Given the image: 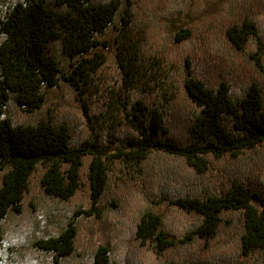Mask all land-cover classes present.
<instances>
[{"label":"trees","instance_id":"1","mask_svg":"<svg viewBox=\"0 0 264 264\" xmlns=\"http://www.w3.org/2000/svg\"><path fill=\"white\" fill-rule=\"evenodd\" d=\"M137 1L0 0V248L9 228H23L8 227L11 217L52 225L73 207L31 247L54 264H122L109 242L81 251L80 233L138 197L127 261L140 251L154 264H264V0H235L199 29L178 27L166 44L185 49L180 65L172 51L146 54L133 27ZM194 1L165 4L182 13ZM118 22L137 40L125 47L121 84L103 97L88 55ZM247 63L253 72L236 78ZM65 83L83 97L80 116L48 104ZM84 191L88 206H73ZM176 217L186 220L180 233ZM230 244L234 256L211 259L213 247Z\"/></svg>","mask_w":264,"mask_h":264},{"label":"rangeland","instance_id":"2","mask_svg":"<svg viewBox=\"0 0 264 264\" xmlns=\"http://www.w3.org/2000/svg\"><path fill=\"white\" fill-rule=\"evenodd\" d=\"M235 0H195L192 5L185 7V11L182 13H175L168 5L173 7V3L165 4V0H138L136 5V14L133 23V27L136 32H138L137 37L142 41L144 48L146 47V54L160 53V50L172 51L171 58L175 60L176 64L181 63L185 55V49H180L176 45L169 46L168 39L171 34L180 26L185 24H190L196 26L199 29L204 23H209L206 20L207 16H211L215 13L228 10L232 7ZM263 19L264 15L260 16ZM205 18V19H203ZM208 18V17H207ZM203 19V20H201ZM121 22L116 23V26L110 30L106 35L101 37V40L106 42L105 47H100V49L94 51L88 58L92 60V64H95L91 72V86L94 88V92L98 93L104 91L103 97H107L105 89H110L111 86L117 87L118 83L121 84L123 79V73L121 69V63H124L128 57V51L125 47H128L130 40H137V37L126 36L119 31L121 27ZM213 26V24H211ZM216 25V24H215ZM199 36V33L198 35ZM166 44V46H165ZM149 49V50H148ZM189 49V48H188ZM233 53V52H232ZM190 55V54H187ZM230 56L235 58V53L230 54ZM243 59L242 57L238 58ZM235 65V64H234ZM253 65L244 64L242 66L234 67V75L236 78H245L248 71L253 72ZM184 72L179 69L176 79L177 84L182 82V77ZM233 77V76H232ZM176 84V83H175ZM180 100L182 103L191 106L192 103L185 95L184 90L181 88ZM97 98L94 105L91 107L99 109L102 108L104 98ZM83 97L77 92V90L69 85L62 84L59 88H54L49 91L48 94V104L52 107L59 108L62 112L73 113L81 115L84 113V100ZM83 100V101H82ZM87 102V101H86ZM89 130L87 126L83 133L81 134V139L84 140L89 136ZM145 202L140 198H135L134 202L131 200L130 203H126L122 212L109 209L106 213L105 218L102 222L96 223L92 220L88 221L89 226L82 229L80 233V250L87 252V248H91L97 242H109L113 245L116 250V255L119 259H122V264H138L137 259L142 260L145 264H154V257L148 252H137L132 258L133 261H127L129 252H133V221L136 217L139 208ZM82 204L88 206V193L84 191L76 200L74 205ZM73 207H65L60 209L58 215H53L54 223L52 225L35 226L33 217L31 215H26L21 218L11 217L8 220V227H11L14 223H21L23 228L21 232H14L9 228L7 240L4 242L0 248V264H54L49 256H45L41 253L36 252L31 247V240L36 235H47L54 234L60 230V227L66 221V215L69 213ZM46 214V209H43L40 215V219H44ZM186 220L184 218L176 217V231L178 233L182 232ZM236 245L230 244L225 246H215L210 251V256L213 261H221L225 257H232L236 252ZM67 264V263H63ZM73 264L76 261H73Z\"/></svg>","mask_w":264,"mask_h":264}]
</instances>
